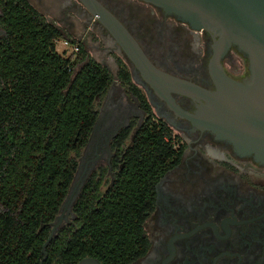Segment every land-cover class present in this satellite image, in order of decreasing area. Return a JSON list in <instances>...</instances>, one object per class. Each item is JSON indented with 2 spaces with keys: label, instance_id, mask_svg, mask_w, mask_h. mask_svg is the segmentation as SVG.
<instances>
[{
  "label": "flooded vegetation",
  "instance_id": "1",
  "mask_svg": "<svg viewBox=\"0 0 264 264\" xmlns=\"http://www.w3.org/2000/svg\"><path fill=\"white\" fill-rule=\"evenodd\" d=\"M28 1L49 22L69 32L78 25L94 26L100 41L122 55L117 72L120 61L130 72L131 84L117 75L96 98L97 119L77 168V179L81 174L84 180L80 193L91 178L102 175V190L110 188L124 172L126 153L144 131L150 114L154 119L150 126L164 129L174 151L158 172L155 194L145 211L144 250L118 264H264V162L238 152L229 140L177 113L167 99V89L159 94L142 77L112 34L80 0H61L54 20L36 6L47 9L45 0ZM100 1L125 24L157 68L215 89L209 70L213 32L195 28L145 0ZM7 4L8 0H0V38L6 34L1 18ZM221 63L231 77L243 82L249 79L248 60L237 47L232 46ZM169 97L190 113H196L201 102L175 92ZM73 206L71 217L62 222L53 238L66 224L74 223ZM50 242L45 259L42 247L39 264H108L93 255L74 256L60 248L48 251Z\"/></svg>",
  "mask_w": 264,
  "mask_h": 264
},
{
  "label": "trees",
  "instance_id": "2",
  "mask_svg": "<svg viewBox=\"0 0 264 264\" xmlns=\"http://www.w3.org/2000/svg\"><path fill=\"white\" fill-rule=\"evenodd\" d=\"M1 24L0 264H39L97 119L96 98L112 75L83 43L74 58L59 53L56 40L66 33L28 0H8ZM119 65V79L131 84L127 66ZM151 122L152 114L108 190L103 175L84 185L74 223L61 228L48 251L118 264L144 250L145 211L158 172L174 153L164 129Z\"/></svg>",
  "mask_w": 264,
  "mask_h": 264
},
{
  "label": "water",
  "instance_id": "3",
  "mask_svg": "<svg viewBox=\"0 0 264 264\" xmlns=\"http://www.w3.org/2000/svg\"><path fill=\"white\" fill-rule=\"evenodd\" d=\"M80 1L112 34L142 77L159 94L167 89V99L177 113L197 127L229 140L238 152L253 155L264 162V0H145L195 28L213 32L215 40L209 70L214 90L160 70L125 24L105 4L100 0ZM232 46L237 47L248 60L249 79L245 82L227 74L221 63ZM171 92L201 101L196 113L181 110L173 104L169 97ZM78 170L43 245V259L47 255L48 243L62 224L65 212H71L83 186L81 174L77 179Z\"/></svg>",
  "mask_w": 264,
  "mask_h": 264
},
{
  "label": "rangeland",
  "instance_id": "4",
  "mask_svg": "<svg viewBox=\"0 0 264 264\" xmlns=\"http://www.w3.org/2000/svg\"><path fill=\"white\" fill-rule=\"evenodd\" d=\"M60 3L61 0H45V4L48 6L47 9L45 8V6L42 7L40 4L36 6L41 12H43L51 20H54L55 19L54 16H58L56 15L55 11L58 9L57 6ZM90 26L91 25H89L88 27L85 26L86 28H84L83 25H78L72 32L67 31L63 26V30L67 35L66 38L69 39L74 45H78V43H83L90 57L105 64L109 68L112 74V79L115 80L118 74L116 64H118V61L119 59H121L122 55L119 56L117 53L111 51V49L106 47L105 43L100 41V37L99 34L97 33L96 28L94 26L93 27ZM63 39L65 38H60L57 39L56 41L57 50L61 54L63 49V42H62ZM66 55H69L70 57L74 58L76 56V52L75 53L72 52V47H68V50L66 51ZM96 106L99 107L97 103ZM106 186L107 183L103 186V189L106 188ZM70 217H71V212H65L63 223H66V221H68Z\"/></svg>",
  "mask_w": 264,
  "mask_h": 264
},
{
  "label": "built area",
  "instance_id": "5",
  "mask_svg": "<svg viewBox=\"0 0 264 264\" xmlns=\"http://www.w3.org/2000/svg\"><path fill=\"white\" fill-rule=\"evenodd\" d=\"M57 41V40H56ZM63 42V49H62V54L65 56H69L66 55V51L68 50V47H72V52H78L79 50V45H74L69 39L65 38L62 40Z\"/></svg>",
  "mask_w": 264,
  "mask_h": 264
}]
</instances>
